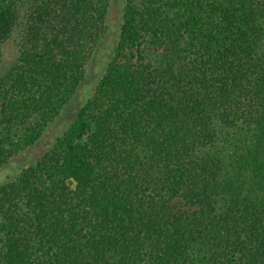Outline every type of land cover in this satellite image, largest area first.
Instances as JSON below:
<instances>
[{"label": "trees", "instance_id": "obj_1", "mask_svg": "<svg viewBox=\"0 0 264 264\" xmlns=\"http://www.w3.org/2000/svg\"><path fill=\"white\" fill-rule=\"evenodd\" d=\"M110 2L0 0V169L77 94ZM0 264H264V0H124L92 95L0 184Z\"/></svg>", "mask_w": 264, "mask_h": 264}, {"label": "rangeland", "instance_id": "obj_2", "mask_svg": "<svg viewBox=\"0 0 264 264\" xmlns=\"http://www.w3.org/2000/svg\"><path fill=\"white\" fill-rule=\"evenodd\" d=\"M124 0H111L107 19L108 31L100 41L88 65L86 80L81 84L73 100L64 112L47 129L42 138L32 147L13 158L0 169V184L14 180L24 167L37 161L48 149L55 139L67 129L74 120L80 106L92 95L97 82L105 72L107 63L119 39L120 27L123 19ZM3 69H8L18 57V46L14 39L8 40L3 47Z\"/></svg>", "mask_w": 264, "mask_h": 264}]
</instances>
